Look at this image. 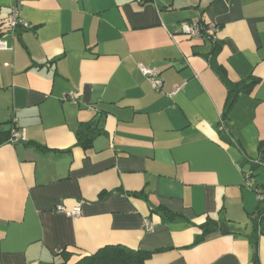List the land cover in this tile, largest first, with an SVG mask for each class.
Segmentation results:
<instances>
[{
	"label": "crops",
	"instance_id": "obj_1",
	"mask_svg": "<svg viewBox=\"0 0 264 264\" xmlns=\"http://www.w3.org/2000/svg\"><path fill=\"white\" fill-rule=\"evenodd\" d=\"M14 6L27 27L8 24ZM189 21L206 34L183 35ZM0 41V130L25 136L0 145V264L116 244L144 264H264V0H0ZM215 64L257 80L224 121Z\"/></svg>",
	"mask_w": 264,
	"mask_h": 264
},
{
	"label": "trees",
	"instance_id": "obj_2",
	"mask_svg": "<svg viewBox=\"0 0 264 264\" xmlns=\"http://www.w3.org/2000/svg\"><path fill=\"white\" fill-rule=\"evenodd\" d=\"M202 23V22H201ZM203 24V23H202ZM205 26V25H204ZM206 34V33H205ZM208 36V35H207ZM213 51H217L218 43H215ZM215 72L219 77L224 81L227 86V98L225 103V108L222 113V120L224 121L227 118L228 112L231 108L232 103L236 99L238 93L243 90H248L252 85H254L257 80L253 79L250 82H231L229 81L225 74L224 70L219 65L213 66ZM15 128L12 126L9 130H0V145L8 142L10 137L11 130ZM78 142L84 148H87L91 144L92 138L88 137L87 133L81 129L78 134ZM264 145H261V151L264 153ZM41 150H44L45 147H38ZM257 160V162H253L254 165L263 164V160ZM134 195L139 196V192L133 193ZM259 207L257 208L254 216H253V226H254V234L252 243L256 244V239L259 234H264L263 220H264V196L262 199H259ZM210 223V222H209ZM207 222L202 225L203 231L201 234L197 236V240L204 237V235L212 230L215 227L208 229ZM64 260L60 263L56 264H65L67 262V254L64 253ZM151 256V252L143 251L140 249H132L124 245L116 244V245H105L100 247L95 252L82 256L79 260H77L74 264H144V262Z\"/></svg>",
	"mask_w": 264,
	"mask_h": 264
},
{
	"label": "built area",
	"instance_id": "obj_3",
	"mask_svg": "<svg viewBox=\"0 0 264 264\" xmlns=\"http://www.w3.org/2000/svg\"><path fill=\"white\" fill-rule=\"evenodd\" d=\"M8 24L13 28L17 26H20V27L28 26L26 22L22 21L18 17V7L17 6L12 7ZM209 27L213 31L217 30V27H215L214 25H210ZM206 30H207V26H204L202 23L198 21L183 22L180 25L181 33L189 37H202L205 34ZM6 47H7L6 43L3 41H0V49H6ZM138 68L148 78L153 88L158 90L161 87L162 80L160 79L159 72L156 69L145 67L141 63L138 64ZM75 95L76 94L73 91H71L67 95V98L73 100L76 97ZM18 140L25 141L24 132L22 130L19 131L18 129L13 128L10 132V137L8 139V142H15ZM251 175H252V171H246L244 174L245 183H246V186L248 187H251L252 185ZM257 194H258L259 199L263 198V194H261L258 191H257ZM56 211L73 216V215L79 214V207L74 206L71 209H67L63 205H58L56 207ZM146 227H147V230L152 229V225L147 222H146Z\"/></svg>",
	"mask_w": 264,
	"mask_h": 264
}]
</instances>
